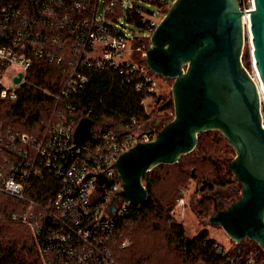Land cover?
<instances>
[{"label": "built area", "instance_id": "obj_1", "mask_svg": "<svg viewBox=\"0 0 264 264\" xmlns=\"http://www.w3.org/2000/svg\"><path fill=\"white\" fill-rule=\"evenodd\" d=\"M124 2L127 23L140 25L142 37L116 20ZM169 2L105 0L99 17V0H0V98L14 100L22 85H30L55 101H67L40 138L12 129L0 134V223L26 225L42 264H122L110 238L118 221L137 205L118 196L114 213L107 212L121 189L113 165L120 153L153 135L143 124L136 126L135 119L127 124L132 130L126 135L93 123L89 138L73 147L79 120L71 115L69 100L86 91L95 70L124 74L136 91L157 95L159 76L145 64V50ZM238 2L247 19L252 0ZM37 61L61 67L64 77L55 91L27 79ZM251 76L259 81L256 72ZM183 205L179 198L176 206ZM127 245L123 241L121 248ZM213 246L223 257L219 264L261 262L251 253L230 255L217 240Z\"/></svg>", "mask_w": 264, "mask_h": 264}, {"label": "water", "instance_id": "obj_2", "mask_svg": "<svg viewBox=\"0 0 264 264\" xmlns=\"http://www.w3.org/2000/svg\"><path fill=\"white\" fill-rule=\"evenodd\" d=\"M252 2L243 20L245 13L238 0H173L149 38L144 62L155 75L172 80L174 116L152 139L138 141L118 155L113 167L121 189L107 212L114 213L118 196L133 205L145 203L148 193L143 175L159 164L177 162L194 149L198 134L217 130L235 151L227 166L240 184V193L211 214L208 222L221 227L237 250L247 239L264 251L261 95L241 60L248 31L254 67L264 90V0ZM92 124L88 117L79 120L73 147L89 138Z\"/></svg>", "mask_w": 264, "mask_h": 264}, {"label": "trees", "instance_id": "obj_3", "mask_svg": "<svg viewBox=\"0 0 264 264\" xmlns=\"http://www.w3.org/2000/svg\"><path fill=\"white\" fill-rule=\"evenodd\" d=\"M137 26L142 28L140 25ZM63 77L60 66L44 61L34 63L27 75L30 82L39 87L48 88L50 91L57 89ZM159 79L161 78L158 77ZM157 95L136 91L132 84L126 82L124 74L95 70L92 72V79L86 91L79 97L69 100L73 105L71 115L76 121L88 117L93 123H99L100 126L120 135H126L132 130V126H127L131 119L136 120V126L149 119L150 113L146 110V105L142 104L143 100L163 101L164 98ZM66 102L55 101L40 92L38 88L22 85L14 100L0 99V134L7 129H12L27 133L31 138H40L47 132L49 120L60 116L59 112L65 111ZM159 108L160 110L172 109L173 105L171 101H167ZM64 114L67 115V113ZM200 138L201 135L198 134V147ZM150 172L142 177L148 193L146 202L132 206L118 221L111 235L110 247L116 260L122 264H145L144 261L149 259L148 255L138 254V250H131L127 246L121 248L124 240L121 238L122 234L124 236L126 224L130 223L145 224L151 230L162 231L164 245L178 255L181 264H193L197 261H201L202 264H219L223 257L214 248L215 239L209 237L207 230H201L192 237H186L182 223L172 219L170 223H167L166 215L171 206L168 202L163 203L153 198L152 184L155 177ZM192 173V177H195V173ZM203 181H206L207 185L208 180L203 179L202 183ZM206 209L208 210V207ZM244 242L253 244L247 239ZM228 253L237 257H245L251 253L258 261L262 260L261 250H256L247 244H240L239 250L235 245V248L228 250ZM0 264H42L30 229L26 225L0 223Z\"/></svg>", "mask_w": 264, "mask_h": 264}, {"label": "rangeland", "instance_id": "obj_4", "mask_svg": "<svg viewBox=\"0 0 264 264\" xmlns=\"http://www.w3.org/2000/svg\"><path fill=\"white\" fill-rule=\"evenodd\" d=\"M172 2L173 0H170L166 5V9L170 7ZM104 5L105 0H99L97 7V15L99 17ZM138 5L148 8L142 3ZM126 7L127 3L124 2L122 7L115 12L116 20L124 23V27L142 37L144 31L127 23ZM148 9L152 10L153 7L151 6ZM164 15L165 13H162L158 20L162 19ZM241 60L250 74L255 72L252 64L251 49L246 36ZM158 82L159 94L157 96L164 98L163 101L158 102L156 99L145 101L146 110L150 113V116L143 123V126L144 130L149 131L153 137L162 125L174 116V108L165 110H160L159 108L167 101H171L173 105L170 92L172 80L161 78ZM261 109L262 114H264V103H261ZM214 131L217 130L200 133L199 147V140L197 139L194 149L182 155L177 162L159 164L153 167L150 170L151 172H148L155 177L152 184L153 198H157L163 203L168 202V205L171 206L166 215L168 218L167 223H170L171 219L182 223L186 237H192L201 230H207L209 237L214 238L226 249L230 250L235 248V244L228 238L221 227L210 224L208 217L216 210L225 208L239 196L240 184L235 180V176L227 166V163L235 156V151L219 131H217L218 133ZM192 172L195 173V177H192ZM203 179L208 180V183L207 185L205 183L204 189L200 190L199 187ZM177 198H183L184 205L182 207L176 206ZM207 207L208 210L206 209ZM125 232L121 238H124V240L122 239L123 241L128 242L127 248L138 250V254L141 256H149V259L144 261L145 264H181L178 255L164 245L162 231L151 230L145 224L128 223L126 224ZM244 240L241 241V244L251 245L256 250L260 249L256 243L250 244L249 242H244ZM261 252L262 256L260 257L264 259V251L261 250ZM193 264H202V262L197 261Z\"/></svg>", "mask_w": 264, "mask_h": 264}, {"label": "bare ground", "instance_id": "obj_5", "mask_svg": "<svg viewBox=\"0 0 264 264\" xmlns=\"http://www.w3.org/2000/svg\"><path fill=\"white\" fill-rule=\"evenodd\" d=\"M246 34H247L248 39H250L251 38V33L247 31ZM249 47H250V49L252 48L251 44H250ZM251 56H252V49H251ZM252 64H253V67H254V59H253V57H252ZM254 69H255V67H254ZM255 72H256V70H255ZM256 75H257V72H256ZM257 85H258L259 90H260L261 102L264 103V90H262L259 81H257Z\"/></svg>", "mask_w": 264, "mask_h": 264}]
</instances>
